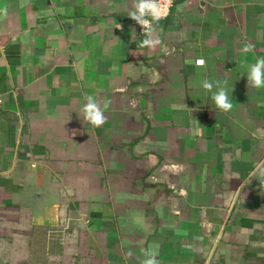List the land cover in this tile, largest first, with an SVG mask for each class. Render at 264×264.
Returning <instances> with one entry per match:
<instances>
[{
    "label": "crops",
    "instance_id": "0c3cea01",
    "mask_svg": "<svg viewBox=\"0 0 264 264\" xmlns=\"http://www.w3.org/2000/svg\"><path fill=\"white\" fill-rule=\"evenodd\" d=\"M133 3L0 0V264H264V0H177L152 48Z\"/></svg>",
    "mask_w": 264,
    "mask_h": 264
},
{
    "label": "clouds",
    "instance_id": "9594fccd",
    "mask_svg": "<svg viewBox=\"0 0 264 264\" xmlns=\"http://www.w3.org/2000/svg\"><path fill=\"white\" fill-rule=\"evenodd\" d=\"M126 14L142 27V37L144 38L141 40L140 46L155 47L159 41L152 36L153 28L165 18L166 14L158 0H134L133 10ZM249 47L246 46L243 51L247 53ZM196 65L203 66L204 60L197 59ZM244 75H246L248 87L255 89L264 88V57H255L254 62L247 65ZM226 85L227 81H209L207 79H204L200 85L210 93V99L214 102L216 108L221 111H229L233 108L232 95ZM83 100L81 112L83 113L84 122L95 127L103 125L106 121L105 110L109 106L110 100H106L103 106L92 95H85ZM128 255L131 256L132 253L129 252ZM157 255L158 248H147L144 251V259L141 264H159Z\"/></svg>",
    "mask_w": 264,
    "mask_h": 264
},
{
    "label": "built area",
    "instance_id": "2783aa9c",
    "mask_svg": "<svg viewBox=\"0 0 264 264\" xmlns=\"http://www.w3.org/2000/svg\"><path fill=\"white\" fill-rule=\"evenodd\" d=\"M177 0H158V2L160 3L161 5V8L163 10H165V17H167L170 13V10L172 8V6L174 5V3L176 2ZM133 23H135L137 25V28H138V31H139V34L143 35V32H142V27L137 24L136 21H133ZM2 102H3V99H2V95L0 94V107L2 105Z\"/></svg>",
    "mask_w": 264,
    "mask_h": 264
}]
</instances>
